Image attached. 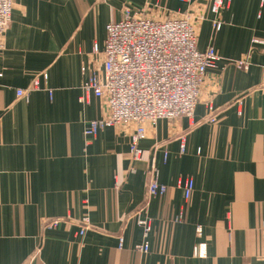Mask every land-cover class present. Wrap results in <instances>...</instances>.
I'll use <instances>...</instances> for the list:
<instances>
[{"label":"crops","instance_id":"0c3cea01","mask_svg":"<svg viewBox=\"0 0 264 264\" xmlns=\"http://www.w3.org/2000/svg\"><path fill=\"white\" fill-rule=\"evenodd\" d=\"M187 9L180 0H14L0 48V264H264V0H233L219 32L207 12L198 49L214 47L217 67L192 118L147 128L141 161L132 127L87 145L86 125L105 106L81 102L82 68L102 72L92 52L104 49L107 25L125 10L167 20ZM36 79L41 88L19 98ZM153 163L163 196L148 195ZM146 216L148 236L138 223Z\"/></svg>","mask_w":264,"mask_h":264},{"label":"built area","instance_id":"2783aa9c","mask_svg":"<svg viewBox=\"0 0 264 264\" xmlns=\"http://www.w3.org/2000/svg\"><path fill=\"white\" fill-rule=\"evenodd\" d=\"M180 1L186 3L188 9L167 20L138 16L125 10L120 21L107 25L104 49L101 51L98 44L94 45L92 55L103 56L102 72L95 67L82 68L86 78L81 86V102L95 96L104 103L105 113L87 123L84 131L87 145L107 128L132 127L131 155L138 162L144 153L140 144L147 138L149 126L161 120L194 116L207 75L216 69L220 60L214 47L205 51L198 49L199 27L208 20L207 12H210L214 30L221 31L224 25L221 14L233 0ZM13 5L14 0H0V48L12 24ZM42 77L46 80L48 75L43 73ZM40 88V80L36 79L32 87L17 90V96L28 99ZM205 108L206 119H214L216 108L211 100L205 102ZM185 151L183 143L181 152ZM150 175L149 197L165 195L167 187L159 183L154 163ZM183 191L185 198L190 199L194 191L192 179L185 181ZM83 222L80 234L89 229V219ZM138 223L148 236L151 219L141 217ZM140 250L147 253L148 242L140 246ZM196 254L202 255L198 248Z\"/></svg>","mask_w":264,"mask_h":264},{"label":"rangeland","instance_id":"374dc122","mask_svg":"<svg viewBox=\"0 0 264 264\" xmlns=\"http://www.w3.org/2000/svg\"><path fill=\"white\" fill-rule=\"evenodd\" d=\"M13 18V17H12Z\"/></svg>","mask_w":264,"mask_h":264}]
</instances>
